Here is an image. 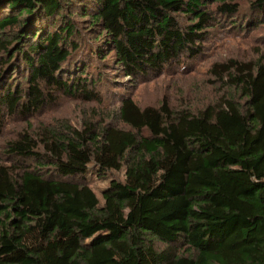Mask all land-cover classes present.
<instances>
[{
  "label": "trees",
  "instance_id": "trees-1",
  "mask_svg": "<svg viewBox=\"0 0 264 264\" xmlns=\"http://www.w3.org/2000/svg\"><path fill=\"white\" fill-rule=\"evenodd\" d=\"M240 1L0 0V130L56 93L102 105L101 75L82 79L94 59L139 81L195 58ZM254 6L264 16V0ZM210 73L234 95L197 112L124 95L107 121L30 125L8 141L0 264H264V60ZM91 165L101 179L125 169L103 203Z\"/></svg>",
  "mask_w": 264,
  "mask_h": 264
},
{
  "label": "rangeland",
  "instance_id": "rangeland-1",
  "mask_svg": "<svg viewBox=\"0 0 264 264\" xmlns=\"http://www.w3.org/2000/svg\"><path fill=\"white\" fill-rule=\"evenodd\" d=\"M256 1L241 0L239 13L235 17L217 15L214 26L208 30L207 38L201 44L202 52L195 58L184 55L179 62L145 79L132 81L129 78H121L117 67L115 69L114 65H102L94 59L91 61L92 67L84 73L82 79L92 78L93 75L97 80L101 75L103 81L96 91L101 94L103 104L87 103L56 93L53 95L55 101L36 114L11 117L6 115L0 130V163L7 164L3 152L4 145L17 139L20 133L29 131L30 125L34 130H38L42 125L49 126L58 120H68L74 126L80 127L84 120H95L97 115L98 120L107 121V114L118 110L119 98L124 95H130L141 108L159 107L166 100L173 109H188L193 112L234 95L233 90L227 84L215 80L210 71L214 63L229 60L257 63L264 60V16L258 17L260 11L254 6ZM253 16L256 17L252 18ZM179 21L185 25L191 23L183 17H180ZM89 39L90 37L86 36L84 42L87 44ZM83 50H87V47ZM1 65L2 61L0 69ZM111 68L114 70H110ZM72 77L76 78L78 74L70 76V79ZM86 179L103 203L102 196L110 180L124 181L125 169L111 172L109 179H101L96 175V168L91 165ZM157 246L165 247L162 244Z\"/></svg>",
  "mask_w": 264,
  "mask_h": 264
}]
</instances>
